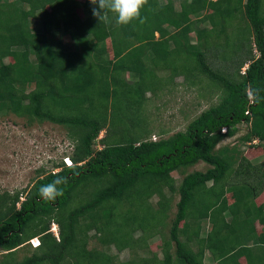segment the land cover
Masks as SVG:
<instances>
[{
    "label": "trees",
    "instance_id": "trees-1",
    "mask_svg": "<svg viewBox=\"0 0 264 264\" xmlns=\"http://www.w3.org/2000/svg\"><path fill=\"white\" fill-rule=\"evenodd\" d=\"M93 7L0 0V114L61 125L73 145L72 166L0 193V264H205L206 252L209 264H264V161L254 162L264 156V99L249 96L264 97V0H147L144 22L127 25L111 12L99 21ZM179 75L217 101L151 140L145 93ZM242 122L245 147L218 146ZM199 163L206 169L190 170ZM57 175L67 179L63 195L42 199L38 189ZM36 236L40 245L17 259ZM156 236L162 257L149 242ZM91 237L100 249L88 248Z\"/></svg>",
    "mask_w": 264,
    "mask_h": 264
},
{
    "label": "rangeland",
    "instance_id": "rangeland-1",
    "mask_svg": "<svg viewBox=\"0 0 264 264\" xmlns=\"http://www.w3.org/2000/svg\"><path fill=\"white\" fill-rule=\"evenodd\" d=\"M80 15H82L81 12ZM31 26L33 29H37L38 24L32 23ZM155 36H158V33H155ZM108 49L110 48L108 47ZM253 51L255 55L258 54L255 48ZM9 60L10 58L5 59V61ZM243 67L240 70L241 72ZM158 74L160 76L168 75L165 71L158 72ZM132 76L127 73L125 79L128 81L133 80ZM162 88V90L160 89L161 91L157 92L156 96L150 91L146 92L145 95L148 97L143 102V110L145 111L147 119L151 122V140H153V137L156 140L161 138V135L158 134L160 127L167 129L166 134L163 136L171 135L180 127H184L185 116L194 117L205 107L217 101V95L211 101H206V95L203 97L202 94L197 93L195 88L186 86L182 75L176 76L173 81L168 80ZM247 131L248 125L244 124V122L238 124L236 135L223 139L218 146L228 145L229 147L243 149L246 144L240 140V136H243ZM103 134L104 131H101L99 137L95 140L94 148L98 149L102 147L99 138ZM72 150L73 145L67 138L66 130L63 126L48 121L41 123L30 121L26 117H17L12 113L0 114V193H14L29 188L36 177L45 175L52 170H59L55 166L63 162L62 156H70ZM206 167V164L199 163L190 170H205ZM171 175L176 180V184H178L182 177L180 173L173 171ZM94 188L96 186L89 188V191H92ZM171 196L170 209L167 212L169 224L171 219L174 218L176 211L175 204L179 199L177 192H174ZM21 200H23V196L20 197ZM152 201H156V197H153ZM17 204L19 206V203ZM52 223L53 228L54 224L56 228L54 235L58 238V226L54 221H51L50 227ZM258 226L260 229V225ZM93 233L94 231L90 230L88 235L92 236ZM135 234L137 235V233ZM159 238L160 236H156L150 239L149 242L152 250L156 251L162 257L160 250L162 240ZM87 245L88 248L97 247L100 249L99 243L93 237L90 238ZM109 249L111 253L117 254L120 260H126L130 255L127 250L118 252L113 246H110ZM2 252L0 249V259ZM32 253L33 248L31 243L28 242H25L16 249L17 259L31 255ZM205 256L204 262L205 264H209V254L206 252ZM243 263L245 264V261L242 259Z\"/></svg>",
    "mask_w": 264,
    "mask_h": 264
},
{
    "label": "clouds",
    "instance_id": "clouds-1",
    "mask_svg": "<svg viewBox=\"0 0 264 264\" xmlns=\"http://www.w3.org/2000/svg\"><path fill=\"white\" fill-rule=\"evenodd\" d=\"M89 3L92 5H95V7L92 8V15L96 17L99 21H106L107 14L111 12L115 14L116 23L119 25H127L135 19H140L141 23L144 22V20L140 18V10L147 3V0H89ZM246 67H247V64H245V66L243 67L242 72H244ZM249 96L254 102H260L261 99H264V97L260 96L258 89H252L249 92ZM244 124L246 123L244 122ZM237 130H238V125H237ZM221 131L226 132L227 128L224 126L221 128ZM247 143L248 144H258L259 139L253 138L250 142H247ZM63 164L65 165L64 162ZM72 165H69V166H72ZM58 168L60 169L61 167H58ZM66 183H67V179L65 177L57 175L51 182L41 185V187L38 189V194L40 195L42 199L46 201H53L57 197L63 195L62 185ZM50 228H51V232L54 234L53 223ZM33 238H37L39 241V243L35 247L31 245L32 248H36L40 245V240L37 236ZM33 238H30L27 242L30 243V240Z\"/></svg>",
    "mask_w": 264,
    "mask_h": 264
},
{
    "label": "built area",
    "instance_id": "built-area-1",
    "mask_svg": "<svg viewBox=\"0 0 264 264\" xmlns=\"http://www.w3.org/2000/svg\"><path fill=\"white\" fill-rule=\"evenodd\" d=\"M153 139H155V138L153 137ZM62 160L65 163V165H67V166L72 165V161H71L69 156H67V155L62 156ZM52 172H55V170H52ZM55 229L56 228H55V225H54L53 232L55 231ZM30 243H31V245L33 247H35L39 243V241H38L37 238H33V239L30 240Z\"/></svg>",
    "mask_w": 264,
    "mask_h": 264
},
{
    "label": "crops",
    "instance_id": "crops-1",
    "mask_svg": "<svg viewBox=\"0 0 264 264\" xmlns=\"http://www.w3.org/2000/svg\"><path fill=\"white\" fill-rule=\"evenodd\" d=\"M172 81H173V80H172ZM145 94H146V93H145ZM145 97H148V96H147V95H145ZM182 129H183V128H182V127H180L178 130H182ZM178 130H177V131H178ZM261 161H264V156H263V157H261V158H259V157H258V158H256L254 162H261ZM259 201H260V200H259Z\"/></svg>",
    "mask_w": 264,
    "mask_h": 264
}]
</instances>
